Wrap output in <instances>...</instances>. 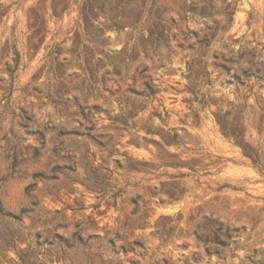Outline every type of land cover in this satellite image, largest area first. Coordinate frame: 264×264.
Segmentation results:
<instances>
[{"label":"rangeland","instance_id":"1","mask_svg":"<svg viewBox=\"0 0 264 264\" xmlns=\"http://www.w3.org/2000/svg\"><path fill=\"white\" fill-rule=\"evenodd\" d=\"M0 264H264V0H0Z\"/></svg>","mask_w":264,"mask_h":264},{"label":"trees","instance_id":"2","mask_svg":"<svg viewBox=\"0 0 264 264\" xmlns=\"http://www.w3.org/2000/svg\"><path fill=\"white\" fill-rule=\"evenodd\" d=\"M237 144L240 145L243 148L245 155L248 156V157H250L255 164L260 163L259 160L256 157H254L253 155H251L250 153H248L246 151V149L244 148V146L240 142L237 141Z\"/></svg>","mask_w":264,"mask_h":264}]
</instances>
